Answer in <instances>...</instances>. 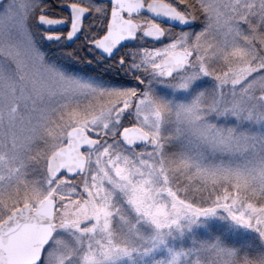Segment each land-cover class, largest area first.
I'll list each match as a JSON object with an SVG mask.
<instances>
[{
  "label": "snow or ice",
  "instance_id": "1",
  "mask_svg": "<svg viewBox=\"0 0 264 264\" xmlns=\"http://www.w3.org/2000/svg\"><path fill=\"white\" fill-rule=\"evenodd\" d=\"M0 264H264V0H0Z\"/></svg>",
  "mask_w": 264,
  "mask_h": 264
},
{
  "label": "trees",
  "instance_id": "2",
  "mask_svg": "<svg viewBox=\"0 0 264 264\" xmlns=\"http://www.w3.org/2000/svg\"><path fill=\"white\" fill-rule=\"evenodd\" d=\"M232 239L238 241L240 239V237H236V238H232Z\"/></svg>",
  "mask_w": 264,
  "mask_h": 264
}]
</instances>
